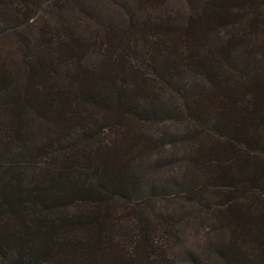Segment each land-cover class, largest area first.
Returning <instances> with one entry per match:
<instances>
[{
	"label": "trees",
	"instance_id": "trees-1",
	"mask_svg": "<svg viewBox=\"0 0 264 264\" xmlns=\"http://www.w3.org/2000/svg\"><path fill=\"white\" fill-rule=\"evenodd\" d=\"M180 1L163 2L178 6L200 45L198 78L180 89L179 109L162 92L133 94L113 68L141 46L131 53L146 57L149 87L162 91L174 78L163 66L178 61L168 31L121 33L126 53L104 56L101 89L85 82L81 46L64 26L25 31L16 71L0 65V264H172L176 228L167 235L165 220L149 227L132 213L145 199L134 160H124L146 146L143 136L136 148L134 123L170 118L195 126L193 171L202 179L195 175L185 214L205 227L202 264H264V0Z\"/></svg>",
	"mask_w": 264,
	"mask_h": 264
},
{
	"label": "rangeland",
	"instance_id": "rangeland-1",
	"mask_svg": "<svg viewBox=\"0 0 264 264\" xmlns=\"http://www.w3.org/2000/svg\"><path fill=\"white\" fill-rule=\"evenodd\" d=\"M163 1L56 0L42 4L41 0H0V65L5 71H16L23 52L22 41L25 31L30 30L34 34L46 24L64 26L73 44L81 46L84 73L87 77L85 82L101 89L104 81L99 78V68L105 65L104 56L112 53L113 57H119L126 53V48L122 49L119 44L122 42L119 40L121 33L132 29L153 36L168 31L173 35V44L178 48L175 53L178 61L174 64L176 67L163 66L169 75L168 78L172 76L174 78L172 84L162 86V91L149 87L152 75L148 66L145 67L149 62L146 57H139L140 59L134 57L131 52H134L135 48H130L129 61H126V58H123V63L114 60L113 68H116L115 72L118 75L122 76L123 73L125 80H129L127 83L130 84V91L133 94L160 96L162 92L161 96L165 99L166 106L174 102L173 109H179V103L182 101L180 89H186L194 78H198L195 74L198 72L195 50L200 44L195 34L186 35L190 31L181 25L179 14L176 15L178 6L169 2L165 4ZM38 3L42 4L40 9L39 6H34ZM20 11H24L27 16L31 15V19L25 22L19 14ZM134 41L137 46L140 45L137 37ZM182 42H187L185 44L187 47H184ZM186 48L192 52L190 57L187 56L188 53L184 54ZM136 51L145 52L146 49L139 46ZM126 62L130 64H125ZM122 65L126 69L122 68ZM107 74L110 73L107 71ZM200 85L203 87L202 90L207 89L206 82ZM196 100H200L202 104L203 96ZM206 102L204 100L203 104ZM133 125L134 134L131 138L135 140L136 148L142 143L143 136L146 146L143 152L130 147L129 155L124 158L134 160L135 166L132 162L131 166L135 168L134 174L140 180L137 197L139 200L145 199L133 208L132 213L136 216L138 213L139 222L149 224V227L157 225L161 219L165 220L167 224L165 232L169 231V235H172L170 225L174 224L176 235L170 240L169 256L172 264H202V248L206 240L205 227L203 224L198 227L200 222H196L198 228L194 229L185 214L189 210L187 192L193 187L195 175L202 179L199 173L193 171L192 160L196 158H194L196 145L191 137L194 136L195 126L191 120L175 118L159 124ZM105 132V139H113L112 132ZM78 148L76 152L79 156L83 149ZM154 235L158 240L167 238L166 234L162 236L161 233L154 232Z\"/></svg>",
	"mask_w": 264,
	"mask_h": 264
}]
</instances>
